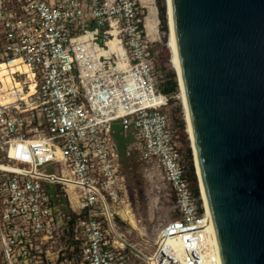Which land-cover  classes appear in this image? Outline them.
Segmentation results:
<instances>
[{
	"label": "built area",
	"instance_id": "built-area-1",
	"mask_svg": "<svg viewBox=\"0 0 264 264\" xmlns=\"http://www.w3.org/2000/svg\"><path fill=\"white\" fill-rule=\"evenodd\" d=\"M139 1L0 0L11 82L0 77V264H218L211 237L199 241L206 212L173 142ZM116 125L173 195L177 219L148 254L114 222L126 193Z\"/></svg>",
	"mask_w": 264,
	"mask_h": 264
},
{
	"label": "water",
	"instance_id": "water-1",
	"mask_svg": "<svg viewBox=\"0 0 264 264\" xmlns=\"http://www.w3.org/2000/svg\"><path fill=\"white\" fill-rule=\"evenodd\" d=\"M169 7L219 262L264 264V0H169Z\"/></svg>",
	"mask_w": 264,
	"mask_h": 264
},
{
	"label": "rangeland",
	"instance_id": "rangeland-1",
	"mask_svg": "<svg viewBox=\"0 0 264 264\" xmlns=\"http://www.w3.org/2000/svg\"><path fill=\"white\" fill-rule=\"evenodd\" d=\"M156 2L157 0H142L138 2V5L145 24L146 19H148L151 22L150 24L154 27L148 36L151 40V53L155 70L157 71L158 87L160 89L163 83L168 79L170 73L173 72L175 75V71L170 62L171 54L168 48L169 30L167 27V15L166 30L164 31L159 20ZM163 3L166 9L165 0H163ZM175 81L177 82L176 75ZM169 98L170 103L166 108V114L169 118L173 142L184 159L186 148H189L193 162L192 150L186 133V124L178 84L176 92L169 95ZM180 121L183 123V130L179 127ZM114 139L116 142L115 148L117 152H119V143L122 140L131 143L134 139V135L130 132L129 135H125V137L122 138L120 133H116ZM131 155H133L131 165L127 164L125 167L126 169L122 171V173H124L123 176L126 185V193L123 197L125 204L117 206V208L115 207L113 210L118 213L129 211L136 221L137 228L131 227V225L122 219L119 214L114 215V222L118 232L122 235L126 243L134 247V249L141 250L143 253L148 254L157 248L155 243L158 241L160 231L170 221L174 220L177 214L174 210V200L171 189L163 178V173L158 163L155 161L148 163L141 160L139 152L132 153ZM185 165L188 173L186 160ZM57 191L60 192L59 202L63 205L62 209L63 211H67V201L59 186L57 187ZM198 199H200L199 203L202 204L203 201L201 202L200 193Z\"/></svg>",
	"mask_w": 264,
	"mask_h": 264
},
{
	"label": "bare ground",
	"instance_id": "bare-ground-1",
	"mask_svg": "<svg viewBox=\"0 0 264 264\" xmlns=\"http://www.w3.org/2000/svg\"><path fill=\"white\" fill-rule=\"evenodd\" d=\"M142 1V0H140ZM168 3V9H167V27H168V30H169V34H168V48L170 50V54H171V59H170V62L172 64V67L175 71V75H176V80L178 81L179 83V92H180V99H181V105H182V109H183V114H184V119H185V124H186V133L188 135V139H189V142L190 144L192 143V134H191V129H190V122H189V119H188V115H187V110H186V104H185V98H184V93H183V88H182V83H181V79H180V74H179V66H178V60H177V53H176V49H175V39H174V32H173V25H172V20H171V12H170V7H169V0H166L165 3ZM150 20L146 19V24H145V28L146 30L148 31V34L151 33V31L153 30V25L150 24ZM5 69V66L4 65H0V77L3 78V82H4V85L8 88L11 87V82L9 80V78L6 77V72L4 71ZM19 70L21 71H26V68L23 67V66H20L18 67ZM195 170L196 172H198L197 170V167L195 166ZM201 187V185H200ZM201 195V199L203 201V206H204V210L206 212V224L205 225H202L200 226L199 228V232H198V237H199V241L202 243V245L204 244V238L202 236V233L203 235L206 237H211V241H212V244L213 246L215 247V257L217 259V262L218 264H220L219 262V257H218V250H217V244H216V239H215V235H214V230H213V226H212V223H211V219H210V216H209V211L207 209V205H206V201H205V198H204V195L203 193L201 192L200 193ZM120 217L122 219H124L125 221H127L131 227L133 228H137V225H136V221L134 220L133 216L131 215V213L128 211V212H120L119 213ZM177 256H179V258H181L182 254H181V251H177L176 253ZM203 258L205 259V257L203 256ZM204 264H206V262H204Z\"/></svg>",
	"mask_w": 264,
	"mask_h": 264
},
{
	"label": "trees",
	"instance_id": "trees-1",
	"mask_svg": "<svg viewBox=\"0 0 264 264\" xmlns=\"http://www.w3.org/2000/svg\"><path fill=\"white\" fill-rule=\"evenodd\" d=\"M156 7H157L158 12H159L160 23L163 26L162 28L165 31L166 30L165 29V26H166V9H165L163 0H157ZM176 90H177V82L175 81V75L172 72V73H170L168 79L163 83V85L159 89L161 94L168 97V105L170 103L169 95L175 93ZM179 127L183 130L184 126H183L182 121H180ZM130 132L133 133V135H134L133 141H131V143H127L126 141L122 140L118 145V151L119 152H117V150L115 148L117 155H118L120 167H121V172L124 171V169H126L125 167L127 166V164L131 165V163L133 161V155H131V154L136 153V152L138 153V150L136 147V137H135L134 131H132V130H130L129 132H124L117 125L113 127L112 136H113V140H114V146L116 144L115 139H114V136L116 133H120L121 137L123 138V137H125V135H129ZM178 151H179V149H178ZM185 160H186L187 167H188V173H187V169H186V165H185ZM184 166H185V170H186V176L188 178V181L190 182L193 193H194L196 198H199V189H198L197 180H196V176H195V172H194L191 151L189 148H186ZM129 168H130V166H129ZM122 174H124V173H122ZM50 193L53 196V198H55L57 196V188L56 187L51 188ZM175 219H177V217Z\"/></svg>",
	"mask_w": 264,
	"mask_h": 264
},
{
	"label": "crops",
	"instance_id": "crops-1",
	"mask_svg": "<svg viewBox=\"0 0 264 264\" xmlns=\"http://www.w3.org/2000/svg\"><path fill=\"white\" fill-rule=\"evenodd\" d=\"M117 153V152H116ZM118 156V155H117Z\"/></svg>",
	"mask_w": 264,
	"mask_h": 264
}]
</instances>
